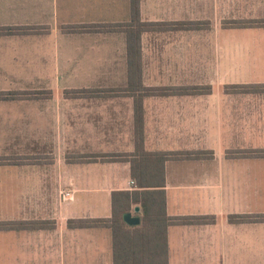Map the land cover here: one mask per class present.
I'll return each instance as SVG.
<instances>
[{
	"label": "crops",
	"instance_id": "obj_1",
	"mask_svg": "<svg viewBox=\"0 0 264 264\" xmlns=\"http://www.w3.org/2000/svg\"><path fill=\"white\" fill-rule=\"evenodd\" d=\"M139 7L193 24L141 32L134 74L130 0H0V221L43 222L0 229V264H161V235L134 232L137 204L116 234L68 225L150 190L132 169L163 170L167 216L213 218L167 224L166 264L264 261V221L241 219L264 213V91L226 89L264 83V25L233 24L264 19V0ZM178 86L209 88L151 90Z\"/></svg>",
	"mask_w": 264,
	"mask_h": 264
},
{
	"label": "trees",
	"instance_id": "obj_2",
	"mask_svg": "<svg viewBox=\"0 0 264 264\" xmlns=\"http://www.w3.org/2000/svg\"><path fill=\"white\" fill-rule=\"evenodd\" d=\"M193 24L192 22H151L143 21L140 17V7L139 0H130V21L124 24V32L126 34V44H127V55L128 63L130 70L134 71V74H139L138 65L140 62V34L145 30H154L159 29L160 26H171V25H187ZM233 24L238 25H264V19L255 20V21H238L233 22ZM108 29L114 28V26H106ZM5 28H0V31H3ZM9 29V28H8ZM131 72V71H130ZM139 76V75H137ZM209 88L208 86H178V87H167V88H151V90H176V91H196L199 89ZM237 89V90H259L264 91V83L258 84H237L226 86V89ZM256 153L264 154V149L259 150ZM167 154H164L162 160L166 159ZM161 175L144 177L136 176L135 171L132 169V176L136 179V184L141 188H150V190H141L138 192L140 197H135L136 192L130 193L123 192L122 196L127 194L126 202L119 205L115 201V198L112 200V214L109 218H99V219H77L69 220L68 225L74 227H89V226H108L111 228L112 232L116 234L120 228L123 226H128L124 221V213L130 210L132 204H137L140 206L141 211L143 210V215L141 216V227L134 232L139 233H149L152 236L156 233L161 235L162 239V263L166 264V225L170 223H203L213 221L212 217H200V216H179V217H170L167 216L164 209V194L160 189L163 186L164 177L163 170L161 169ZM156 173V171H155ZM154 177V178H153ZM123 198V199H125ZM236 215H230L228 218L230 221L236 220ZM242 221H264V213L258 216H241ZM43 222H4L0 221V229H9L17 228L19 226H32L38 227ZM162 226V230L159 228ZM152 241H150L151 243ZM154 245V241H153ZM152 264H160V255L157 252V255L153 254Z\"/></svg>",
	"mask_w": 264,
	"mask_h": 264
},
{
	"label": "water",
	"instance_id": "obj_3",
	"mask_svg": "<svg viewBox=\"0 0 264 264\" xmlns=\"http://www.w3.org/2000/svg\"><path fill=\"white\" fill-rule=\"evenodd\" d=\"M135 210H139V206H135ZM124 221L130 225L138 224L139 223V217L132 216L130 212H126L123 215Z\"/></svg>",
	"mask_w": 264,
	"mask_h": 264
},
{
	"label": "rangeland",
	"instance_id": "obj_4",
	"mask_svg": "<svg viewBox=\"0 0 264 264\" xmlns=\"http://www.w3.org/2000/svg\"><path fill=\"white\" fill-rule=\"evenodd\" d=\"M130 209H131V207H130ZM136 214H139L140 216H142L143 215V210L142 211L140 210V211L136 212ZM260 264H264V261H260Z\"/></svg>",
	"mask_w": 264,
	"mask_h": 264
}]
</instances>
